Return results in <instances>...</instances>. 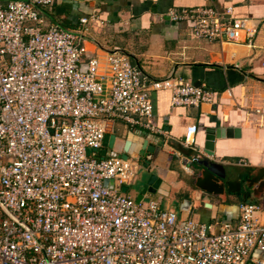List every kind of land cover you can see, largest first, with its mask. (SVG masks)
I'll list each match as a JSON object with an SVG mask.
<instances>
[{"label": "built area", "instance_id": "2783aa9c", "mask_svg": "<svg viewBox=\"0 0 264 264\" xmlns=\"http://www.w3.org/2000/svg\"><path fill=\"white\" fill-rule=\"evenodd\" d=\"M55 0H0V264H264L262 206L239 204L236 225L178 216L122 190L136 160L102 157L107 119L158 131L152 93L172 105L214 102L204 84L151 78L114 48L84 58L80 29L47 22ZM232 8L170 11L194 38L249 43L258 32ZM254 113L261 114L259 109ZM196 124L183 142L193 143ZM90 150V151H88ZM107 180V184H105ZM111 184V185H110Z\"/></svg>", "mask_w": 264, "mask_h": 264}, {"label": "crops", "instance_id": "0c3cea01", "mask_svg": "<svg viewBox=\"0 0 264 264\" xmlns=\"http://www.w3.org/2000/svg\"><path fill=\"white\" fill-rule=\"evenodd\" d=\"M207 5L231 7V16L251 19L257 34L250 43L197 39L190 21H173L168 15ZM92 15L97 21L88 22L84 58L119 48L151 78L172 76L216 92L214 102L198 106L172 105L167 89L153 92V122L161 132L131 127L117 118L105 120L106 133L130 139L150 135V141L160 145L150 166L170 189L168 195L144 198L178 216L212 223L216 230L221 222L236 225L242 202L260 204L264 217V0H55L43 8L47 22L68 29H80V18ZM193 124V143L185 144L187 128ZM217 127L231 134L215 138L208 154L206 132ZM135 155L129 157L136 160ZM136 162L139 169L143 158ZM206 166L225 167L215 172ZM135 178L136 174L126 184V193L134 199Z\"/></svg>", "mask_w": 264, "mask_h": 264}, {"label": "water", "instance_id": "95a60500", "mask_svg": "<svg viewBox=\"0 0 264 264\" xmlns=\"http://www.w3.org/2000/svg\"><path fill=\"white\" fill-rule=\"evenodd\" d=\"M231 130L223 127L217 128H208L205 136V150L208 154L212 153L213 143L215 138H220L225 135H230ZM142 136L143 140H140ZM136 138L130 139L129 137H120L118 138L113 133H106L103 138V147L100 150L101 156L103 157L106 152L110 149L112 155H119L123 159L130 158L129 156L133 153L136 154L134 157L137 159L143 158L141 167L136 172V178L134 179V191L136 193V201L140 200H149V198H144L146 194H155L160 193L168 195L170 186L167 184L162 177L158 176L150 166V163L155 158L159 146L158 144L153 143L150 135H137ZM121 142L120 148H117L118 142ZM139 142V143H138ZM148 153V154H146ZM210 170L218 172L220 168L225 166H206ZM107 184V180L104 181ZM111 185V184H110ZM122 190L127 192L129 186H123ZM185 206V205H184ZM186 208V206H185ZM172 210V209H170ZM175 211V210H172ZM187 218V217H183Z\"/></svg>", "mask_w": 264, "mask_h": 264}, {"label": "rangeland", "instance_id": "374dc122", "mask_svg": "<svg viewBox=\"0 0 264 264\" xmlns=\"http://www.w3.org/2000/svg\"><path fill=\"white\" fill-rule=\"evenodd\" d=\"M90 151V150H88ZM221 179V178H220ZM252 257L253 258H260V259H264V253H260L259 251L255 250L253 253H252Z\"/></svg>", "mask_w": 264, "mask_h": 264}]
</instances>
